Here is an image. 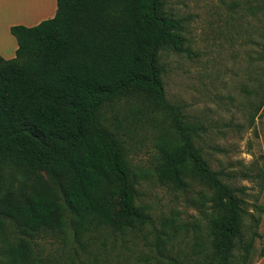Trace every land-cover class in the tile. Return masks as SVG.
<instances>
[{
	"label": "trees",
	"instance_id": "obj_1",
	"mask_svg": "<svg viewBox=\"0 0 264 264\" xmlns=\"http://www.w3.org/2000/svg\"><path fill=\"white\" fill-rule=\"evenodd\" d=\"M10 31L16 57L0 55V264H63L36 256L38 236L57 239L64 249L72 245L70 264L108 261L102 255L110 236L131 251L129 244L153 220L136 206L131 168L103 118L104 108L126 99L173 121L176 134L162 150L159 179L185 189V178L196 176L226 209L212 219L214 238L203 240L201 263L251 264L254 240H245L235 190L197 147L198 126L166 97L160 52L185 53L186 39L164 0H57L53 18ZM162 227L147 240L161 258L157 264H190L170 255L181 227L168 219Z\"/></svg>",
	"mask_w": 264,
	"mask_h": 264
},
{
	"label": "rangeland",
	"instance_id": "obj_2",
	"mask_svg": "<svg viewBox=\"0 0 264 264\" xmlns=\"http://www.w3.org/2000/svg\"><path fill=\"white\" fill-rule=\"evenodd\" d=\"M164 1L166 14L180 22L186 39L185 53L167 48L160 52L166 97L182 107L183 118L198 126L197 147L239 198L245 240H254L251 264H264V0ZM9 3L0 0V31L17 14L10 12ZM103 118L117 133L131 168L136 206L153 220L129 244L131 251L119 247L122 239L115 242L110 236L103 264H136L146 256L153 258L148 264H157L161 258H155L147 240L154 241L167 219L181 227L170 255L202 264V242L214 238L212 219L226 209L217 207L215 190L196 176L185 178V189L159 179L162 150L176 134L169 115L147 108L141 100L126 99L104 108ZM204 196L209 197L205 206ZM35 242L36 256L44 260L70 264L74 259L72 245L64 249L61 241L45 236ZM87 262L94 264L93 259Z\"/></svg>",
	"mask_w": 264,
	"mask_h": 264
},
{
	"label": "crops",
	"instance_id": "obj_3",
	"mask_svg": "<svg viewBox=\"0 0 264 264\" xmlns=\"http://www.w3.org/2000/svg\"><path fill=\"white\" fill-rule=\"evenodd\" d=\"M8 1L10 2L9 4L12 5V7H10V12L17 14L12 17L10 22L3 24V29L0 31V55L6 60L15 58L18 49V42L10 31L12 26H36L42 21L53 18L57 12V0Z\"/></svg>",
	"mask_w": 264,
	"mask_h": 264
}]
</instances>
